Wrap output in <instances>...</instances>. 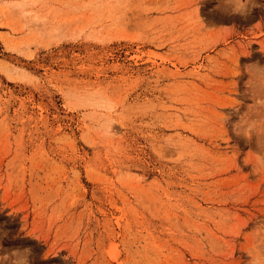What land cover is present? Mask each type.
Here are the masks:
<instances>
[{
	"label": "rangeland",
	"instance_id": "obj_1",
	"mask_svg": "<svg viewBox=\"0 0 264 264\" xmlns=\"http://www.w3.org/2000/svg\"><path fill=\"white\" fill-rule=\"evenodd\" d=\"M256 3L0 0V253L247 264L264 174L229 106L245 110V65H264Z\"/></svg>",
	"mask_w": 264,
	"mask_h": 264
},
{
	"label": "clouds",
	"instance_id": "obj_2",
	"mask_svg": "<svg viewBox=\"0 0 264 264\" xmlns=\"http://www.w3.org/2000/svg\"><path fill=\"white\" fill-rule=\"evenodd\" d=\"M224 10L231 15L247 16L252 8L260 7L256 0H221ZM248 79L245 81V92L250 101L243 112L240 111L241 101L238 100L229 106L232 112L237 114V119L232 124L233 133L246 143L255 141L256 149L251 150V161H244L251 165V173L254 175L264 174V65L258 62L245 65ZM114 108L112 119L107 122V137L115 139L120 127L117 118L120 106L113 101ZM83 111V110H82ZM232 113L221 117L225 123L231 119ZM106 137V138H107ZM252 241L245 252L247 264H264V220H258L251 229ZM2 247V246H0ZM30 249H12L0 253V264H30Z\"/></svg>",
	"mask_w": 264,
	"mask_h": 264
}]
</instances>
